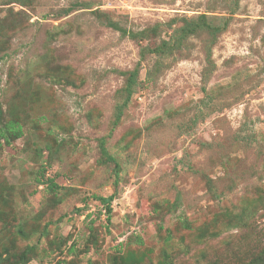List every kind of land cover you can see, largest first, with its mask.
I'll return each instance as SVG.
<instances>
[{"label": "rangeland", "instance_id": "rangeland-1", "mask_svg": "<svg viewBox=\"0 0 264 264\" xmlns=\"http://www.w3.org/2000/svg\"><path fill=\"white\" fill-rule=\"evenodd\" d=\"M0 110V264H264V0H0Z\"/></svg>", "mask_w": 264, "mask_h": 264}, {"label": "trees", "instance_id": "trees-1", "mask_svg": "<svg viewBox=\"0 0 264 264\" xmlns=\"http://www.w3.org/2000/svg\"><path fill=\"white\" fill-rule=\"evenodd\" d=\"M206 18V15H200L198 17V23H193V22H187L185 23L182 33L183 35L181 36V39H186L188 34H193L196 28H207L210 29L212 32L218 31V27H214L212 24L203 21ZM3 119V112L0 110V148H2L4 145L10 146L12 144L13 139H18L22 137V128L19 125L18 122L10 120L7 122H4ZM105 153V152H104ZM108 161H114V159L110 156L107 155ZM114 200L113 196H110L109 198H99V201H101L106 210L107 213L110 214L112 209H111V202ZM33 250V247H27L26 250L21 254V259H26L28 254ZM140 260H133V262L137 263Z\"/></svg>", "mask_w": 264, "mask_h": 264}]
</instances>
